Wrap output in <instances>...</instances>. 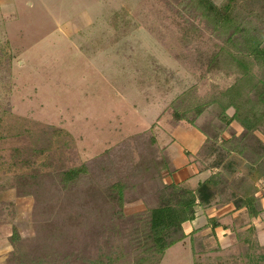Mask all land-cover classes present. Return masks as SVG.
<instances>
[{
	"label": "rangeland",
	"instance_id": "obj_1",
	"mask_svg": "<svg viewBox=\"0 0 264 264\" xmlns=\"http://www.w3.org/2000/svg\"><path fill=\"white\" fill-rule=\"evenodd\" d=\"M192 24L197 30H188ZM184 30L192 36L189 44L182 38ZM215 42L223 40L180 0H0V190H5L0 196L11 200L0 204L5 214L0 217V264L11 250L7 236L14 225L22 236H33L32 242L38 241L35 234L42 241L52 232L49 240L60 243L54 218L44 220L39 212L34 193L41 187L15 196L11 188L18 175L27 176L32 167L44 173L40 182L48 193L43 198L71 219L61 247L80 248L91 258L97 252L94 230L108 223V216L100 215L105 219L100 223L93 215L80 218L75 205L86 211L97 204L105 208L98 193L112 177L101 172L95 188L91 183L82 187L78 199L70 201L52 192L56 179L50 173L96 158L107 161L106 150L120 165L143 156L158 161L189 157L180 136L193 128L206 135L219 130L221 137L227 124L211 106L194 124L174 117L184 92L204 99L234 81L235 74L207 69L201 62ZM51 127L68 131L71 147L59 153L54 146L35 155L34 146L45 145L44 132ZM198 158L204 159L203 152ZM23 161L32 167H20ZM202 179L193 176L185 186L192 188ZM157 189L152 178L139 183L128 194L123 208L127 216L155 205ZM129 218L120 224L122 235L112 240L115 251L126 244ZM36 226L45 229L37 232ZM214 241L206 236L201 254L197 240L185 238L166 249L160 264H195L196 259L198 264H264V245L227 243L218 248Z\"/></svg>",
	"mask_w": 264,
	"mask_h": 264
},
{
	"label": "trees",
	"instance_id": "obj_2",
	"mask_svg": "<svg viewBox=\"0 0 264 264\" xmlns=\"http://www.w3.org/2000/svg\"><path fill=\"white\" fill-rule=\"evenodd\" d=\"M180 2L185 8L196 11L215 36L223 40L222 43L215 42L213 49L201 56V62L207 69L215 68L223 70L227 75L235 74V79L228 87L213 91L204 99H194L192 93L184 92L180 98V108L175 109L174 117L177 122L184 120L194 124L204 109L211 106L226 124L233 120L239 123L243 128L240 136H233L219 143V130L207 135L208 141L211 142L206 150L209 155H216L211 165L226 170L228 164L225 163V159L230 152L236 151L246 157L249 162L248 173L253 179L264 178V142L254 135L255 131L264 130V0H222L220 3L214 0H180ZM190 29L197 30V27L192 24L188 30ZM182 38L186 44L192 41V36H189L186 30ZM229 109L232 110L231 115L227 112ZM44 133L47 142L44 146H34L35 155L43 154L54 146L59 149V153L71 147L73 139L68 131L51 127ZM110 153L111 150L104 153L107 161L96 158V161H84L79 165L58 169L55 174L50 173L56 179V183L51 187L52 192L55 190L56 194L57 190L70 201L78 199L77 193L79 194L82 187L92 184L90 187L95 188L98 183L97 176H101V172L107 177H112L106 188L98 193L102 203L104 200L105 208L97 204L94 206L95 210L86 211L80 206L77 207L78 204L75 205L80 218L93 215L97 219L96 222L100 223L105 220H101L100 215L104 218L108 216L109 222L98 224L94 230L96 254L89 258L80 248L68 250L61 247L70 230L68 227L70 216L66 219L54 205L48 203L49 198L45 197L46 200L43 198L48 193L40 182L44 173H36L38 170L32 167V164L23 161L20 167H32L31 172L27 176L18 175L16 184L12 185L11 189L17 192L15 196H22L41 187L40 192L34 193L36 199H40L39 212L44 220L54 218L56 223L53 230L55 228L59 231L60 243L57 246L51 240L52 232L42 241L38 234H35L34 238L38 241L32 242L33 236H22L14 225L7 236L11 250L2 260V264H160L166 249L186 237L182 223L195 218L196 207L210 204L223 182L218 172L200 182L195 189L174 183L166 184L163 182L162 172L170 171L168 158L158 161L154 156L148 159L143 156L139 161L130 160L120 165L117 164L116 158L109 157ZM119 160L121 161L120 158ZM147 178L158 182V189L155 192L156 204L132 214L129 218L123 209L129 199L128 194ZM0 191L1 194L5 192L3 188ZM0 198V204H11V200H3L2 196ZM234 202L236 207L249 205V213L253 216L258 214V210L252 207L254 205L252 198L248 200L236 198ZM4 215L0 209V217ZM128 218L131 228L125 234L126 244L120 252L115 251L112 240L122 235L120 224ZM35 228L37 232L45 229L38 226ZM99 243L105 248L103 249ZM195 264H198L197 259Z\"/></svg>",
	"mask_w": 264,
	"mask_h": 264
},
{
	"label": "crops",
	"instance_id": "obj_3",
	"mask_svg": "<svg viewBox=\"0 0 264 264\" xmlns=\"http://www.w3.org/2000/svg\"><path fill=\"white\" fill-rule=\"evenodd\" d=\"M242 132V126L233 120L224 127L218 142L233 136H240ZM206 134L207 132H204L200 127L182 133L180 143L184 147L185 154L190 152V156L180 155L168 159L170 171H165L163 176V182L166 184L174 183L186 187L185 183L191 177L201 175L203 179L189 189H195L200 182L218 172L223 178L214 200L206 206L196 207L195 218L182 223L185 238L191 237L192 241L197 240L201 254L206 252L204 248L206 243H203L206 236H212L214 242L218 244L216 247L222 245L220 248L235 243H239L241 246H250L256 243L259 246L264 245V178L253 179L248 173L249 162L246 157L236 151L230 152L225 159V163L228 164L226 170H221V167H213L211 164L216 155H209L206 150L208 144ZM254 135L264 142V130L255 131ZM199 152H203L204 159L198 158ZM241 164H246L245 174L241 172ZM236 198L245 200L252 198L254 201L252 207L254 210H258V214L251 215L248 209L249 205L236 207L234 202Z\"/></svg>",
	"mask_w": 264,
	"mask_h": 264
}]
</instances>
